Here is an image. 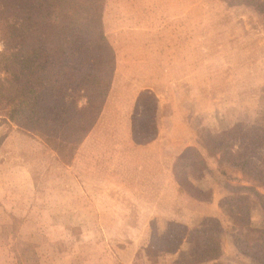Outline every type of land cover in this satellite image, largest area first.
Segmentation results:
<instances>
[{
  "label": "rangeland",
  "instance_id": "obj_1",
  "mask_svg": "<svg viewBox=\"0 0 264 264\" xmlns=\"http://www.w3.org/2000/svg\"><path fill=\"white\" fill-rule=\"evenodd\" d=\"M154 1L159 26L167 24L159 31L157 60L122 62L113 101H129L132 86L153 90L141 94L131 112L136 140L156 136L148 143L157 152L111 158L117 162L113 177L123 178L124 188L114 187L118 181L110 174L114 182L101 179L108 159L102 152L89 155V134L63 162L37 136L0 115V264H264V255L238 245L237 226L219 203L224 192L218 181L229 175L247 185L248 176L220 162L219 153L206 169L185 168L189 184L209 194L202 199L169 184L164 172L165 152L200 138L236 152L240 144L221 131L239 121L247 126L264 113V12L251 5L264 8V0ZM247 161L260 168L264 182V146ZM257 191L250 198L249 232L264 237V184ZM186 214L189 220H180ZM171 222L215 229L223 255L194 261L185 239L157 256L144 252L153 236H169Z\"/></svg>",
  "mask_w": 264,
  "mask_h": 264
},
{
  "label": "trees",
  "instance_id": "obj_2",
  "mask_svg": "<svg viewBox=\"0 0 264 264\" xmlns=\"http://www.w3.org/2000/svg\"><path fill=\"white\" fill-rule=\"evenodd\" d=\"M241 1L249 5L248 0ZM104 2L0 0V115L37 136L63 162H69L94 127L112 85L115 58L102 21ZM251 5L264 12L263 6ZM259 114L247 126L239 121L221 131L224 138L240 144L236 152H227L223 142L216 141L213 146L210 140L200 138L172 152L170 167L172 183L202 199L209 194L189 184L185 168L206 169L209 159L219 153L220 162L249 177L247 185L229 175L217 185L224 192L219 200L221 210L237 226L238 245L252 255H264L263 235L249 232L254 209L250 198L257 196V186L264 184L259 182L263 176L260 168L247 161L264 146V113ZM135 133L133 129L136 143L153 139L138 141ZM183 219L189 220V216ZM170 228L168 237L153 236L144 252L157 256L172 251L185 239L191 244L194 261H216L223 255L215 229H188L178 222H171Z\"/></svg>",
  "mask_w": 264,
  "mask_h": 264
},
{
  "label": "crops",
  "instance_id": "obj_3",
  "mask_svg": "<svg viewBox=\"0 0 264 264\" xmlns=\"http://www.w3.org/2000/svg\"><path fill=\"white\" fill-rule=\"evenodd\" d=\"M184 14L175 16L172 19L182 18ZM102 21L107 41L114 52L115 66L112 85L100 116L89 132V155L93 156L94 154V157H99L100 152H102V157L108 159V161L105 160L108 166L106 167V172H102V181L110 180V182H114L113 179H115L118 182L111 185L124 188L120 185H123V178L116 175L113 177V174H116L114 165L117 162L111 158H117L123 152H144L146 157L151 158L150 152H157V150H151V144L148 142L135 143L133 141V118L131 112L138 101V97L141 94H149L153 90H148V88L142 90L139 86H132L131 89L134 94L129 101L126 102L119 99L113 101L114 94H116L115 90L117 91V88L118 90L121 89L119 80L122 78L120 74L124 69L122 62L157 60L154 55L157 54L159 31H163L167 24L163 22L164 25L162 23L159 26V9H157L154 0L153 4L152 0H141L138 6L134 0H105ZM161 46L164 47L163 44ZM170 59L171 57H167V60ZM151 89L154 88L151 87ZM160 103V100H158L157 107ZM107 105L112 107L109 106V109H106ZM123 111H125V115H123ZM126 111L128 116H126ZM172 152V150L165 152L168 162L164 167V172L168 173V180L166 181H169V184H173L170 175V167L173 161ZM105 161H103V164H105ZM108 162L109 164H107ZM154 163L156 165L155 155ZM94 167L103 170V166L94 165Z\"/></svg>",
  "mask_w": 264,
  "mask_h": 264
}]
</instances>
